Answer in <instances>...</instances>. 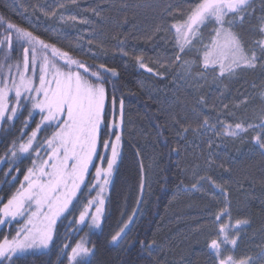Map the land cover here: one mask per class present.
I'll list each match as a JSON object with an SVG mask.
<instances>
[{"label":"snow or ice","instance_id":"obj_1","mask_svg":"<svg viewBox=\"0 0 264 264\" xmlns=\"http://www.w3.org/2000/svg\"><path fill=\"white\" fill-rule=\"evenodd\" d=\"M67 3L76 5L77 0ZM253 4L254 0L167 3L163 12L171 22L157 26L156 31L171 34L173 52L158 60V66L177 80L201 86L207 84L209 75L214 83L223 85L240 71L264 69V0L258 17ZM250 17H256L252 29L257 35L248 40L242 28ZM59 19L88 23L71 14H62ZM0 29V127L18 122L22 129L0 155V171L7 167L4 176L19 183L6 202L0 198V230L14 228L13 235L0 240V264H18L31 252L49 249H56L57 264H92L96 245L91 236L96 230L103 231L107 194L123 162L126 143L125 99L117 95L113 83L119 74L116 68L97 63L104 52L99 47L94 50L92 38L65 50L2 16ZM49 30L60 39L58 29H45ZM118 47L123 56H128L124 40H118ZM192 54L195 60L187 58ZM81 56H88L92 63ZM134 59L140 69L161 75L148 67L143 55H134ZM259 98L261 108L256 119H234L235 113L226 111L229 105L224 103L220 107L225 111L218 113L215 104L210 108L203 96L196 98L190 116L174 119L178 138L186 139L191 133L200 137L208 150L203 174L194 170V182L183 189L200 192L208 185L213 198H218L207 208L205 220L209 225L205 247L212 264H264V247L255 259L234 255L240 233L250 221L233 220L227 182L218 183L208 174L216 164L217 150L227 139L249 138L264 155V89ZM247 103L248 97L243 96L240 104ZM136 153L139 155V149ZM24 160L31 166L19 181L17 175ZM144 188L142 180L141 194ZM140 203L138 200L137 205ZM136 215L133 210L126 221H120L110 236L113 245L119 247L127 241ZM60 228L65 229L63 236ZM70 235L74 239L69 240ZM136 243L148 264H159L153 257L158 250L155 240Z\"/></svg>","mask_w":264,"mask_h":264},{"label":"trees","instance_id":"obj_2","mask_svg":"<svg viewBox=\"0 0 264 264\" xmlns=\"http://www.w3.org/2000/svg\"><path fill=\"white\" fill-rule=\"evenodd\" d=\"M50 2L0 0V16L33 30L65 50L74 46L72 39L78 33L89 30L91 34L88 36H95V39L97 36L94 48L99 47L104 52L97 63L116 68L119 75L113 83L117 95L125 99L123 162L114 175L108 194L103 231H96L91 236L96 245L92 264H148L137 240L156 241L158 250L153 257L159 264H212V257L205 247V229L209 227L205 220L207 208L217 203L218 198H213L208 185L200 192L183 189L184 185L194 182V170L203 174L208 150L202 139L191 133L186 139L178 138L174 119L190 116L198 96L209 100L210 108L215 104L218 113L225 111L220 107L224 103L229 105L226 111L235 113L234 119H256L261 108L259 93L264 89V69L240 71L220 85L224 89L220 96L214 88L217 84L209 80L193 92L174 94L176 78L157 64L158 60L172 55L171 34L157 32L156 28L171 22L172 18L163 12L165 5L169 2L179 4L181 0H77L76 5L59 0L60 4H65L64 8L60 5L53 7ZM41 6H45L46 12ZM253 7L258 17L261 0H254ZM41 10L46 16H42ZM62 14L77 15L88 23L79 20L61 22L59 17ZM256 17H250L243 25L245 39L251 40L257 35L252 29ZM52 28L58 29L59 40L56 33L45 31ZM118 40L125 41L128 56L121 54ZM134 55H143L148 67L161 75L140 69ZM81 58L92 63L88 56ZM187 58L195 60L196 56L192 54ZM159 92L166 95L165 100L157 95ZM243 96L248 97L247 106L240 104ZM237 104L239 107H235ZM21 130L18 122L15 126L0 127V155L20 136ZM136 149H139V155ZM215 160L216 164L208 174L218 183L227 182L233 220L247 218L250 221L240 233L236 252L256 258L255 246L264 247V203H261L264 201V155L252 146L249 138L227 139L217 150ZM220 164L224 167H219ZM195 165H200V169H195ZM30 166L31 162L24 160L20 165L21 174L12 175L22 181L23 172ZM3 171H7V167ZM3 171H0V198L6 202L19 188V183L13 182L11 177L6 178ZM142 180L145 185L143 194L140 190ZM138 200L142 201L139 206ZM133 210L137 215L133 217L134 224L130 225L127 241L117 247L110 242V236ZM64 232L65 229L60 228L61 236ZM13 234L14 228H4L0 230V240L4 235ZM173 238L179 243H174ZM72 239L74 237L70 235L69 240ZM57 259L56 249H49L27 255L18 264H57Z\"/></svg>","mask_w":264,"mask_h":264},{"label":"rangeland","instance_id":"obj_3","mask_svg":"<svg viewBox=\"0 0 264 264\" xmlns=\"http://www.w3.org/2000/svg\"><path fill=\"white\" fill-rule=\"evenodd\" d=\"M48 1H51L49 4H52L53 7H57L58 5H60V2L59 0H48ZM46 6V5H45ZM45 6H41V8H44L43 10L45 11ZM58 9V8H56ZM36 11H39L38 9H35ZM44 11L41 10V14L42 16H46V14L44 13ZM46 12V11H45ZM62 22V21H61ZM66 23V21H65ZM88 34H91V32L89 30H85V32H81V33H78L77 36H75L74 39H72V43L74 44V46L78 43V42H86L87 39L89 38H92L93 39V48L95 46V42L97 40V36H96V39H95V36H88ZM95 50V48H94ZM209 81H211L212 83L213 80H212V76H210L208 78ZM200 86V85H196L194 81H189L187 84L183 81V80H177L175 81L174 85H173V93L174 94H179V92H184V91H190V92H193L195 90H197V87ZM215 86V87H214ZM213 87L215 88L216 92L219 94L220 96V93L222 91H224L223 87L221 88V86L219 85H214ZM219 88V91L217 90ZM157 95H161L163 97V99L165 100L166 99V95L163 93V92H159ZM157 97V96H156ZM218 97V96H217ZM113 180H114V177H113ZM111 189V187H110ZM109 189V191H110ZM109 191H108V194H109ZM108 194H107V199H106V203H105V213H106V208H107V201H108ZM179 196V195H178ZM16 227H18L19 225H15ZM96 231H99V230H96ZM177 233V232H176ZM174 243H179L178 240L176 238H173L172 240ZM164 248V247H162ZM255 251V253H259L261 251V246H255V248L253 249V251ZM48 250H38V251H35V252H31L27 255H30V254H35V253H43V252H46ZM26 255V256H27ZM234 255L237 257V258H241V257H245L247 255H243V253H239V252H235ZM255 259V258H254ZM259 264V262H258Z\"/></svg>","mask_w":264,"mask_h":264}]
</instances>
